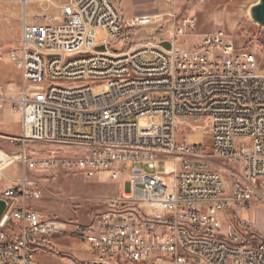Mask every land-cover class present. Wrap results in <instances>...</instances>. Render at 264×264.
<instances>
[{
  "label": "built area",
  "instance_id": "obj_1",
  "mask_svg": "<svg viewBox=\"0 0 264 264\" xmlns=\"http://www.w3.org/2000/svg\"><path fill=\"white\" fill-rule=\"evenodd\" d=\"M52 5L57 17L35 16L31 24L23 14L18 48L9 54L20 74L18 141L57 144L77 156L23 153V180L1 191L0 264H44L37 255L50 252V237L69 232L93 253L82 264H264V239L231 220L251 204L264 206V75L255 56L220 31L182 46L195 34L194 17L125 18L111 0ZM148 27L156 40L140 42ZM101 32L107 38L99 44ZM201 122L210 127V150L177 143ZM51 168L106 175L118 193L100 200L103 210L88 224L46 218L27 206L41 191L26 173Z\"/></svg>",
  "mask_w": 264,
  "mask_h": 264
},
{
  "label": "rangeland",
  "instance_id": "obj_2",
  "mask_svg": "<svg viewBox=\"0 0 264 264\" xmlns=\"http://www.w3.org/2000/svg\"><path fill=\"white\" fill-rule=\"evenodd\" d=\"M52 2L63 3L64 0L27 2L25 7L27 21L29 23L37 21L36 14L56 15L57 9ZM112 2L125 17L157 16L169 12L194 17L195 34L193 37L179 40L182 46H196L202 35L220 31L237 51L254 55L257 72L264 75V28L259 27L250 16V10L258 0H112ZM23 13V6L0 3V98L5 99L0 108V195L1 191L8 187H17V182L23 180L21 161L23 153H26L27 157L77 156L74 149L57 144L18 141L21 137V127L14 100L20 90L17 81L19 74L9 61V54L18 48ZM163 28L164 32H170L167 22ZM157 36L156 30L148 27L138 34V39L144 42L148 39L156 40ZM106 38L105 33L101 32L96 37V41L100 44ZM94 92L98 93L99 89L95 88ZM150 121L157 123V118L154 117ZM196 124L200 128L193 133H179L176 137L177 143L210 150L212 138L208 123ZM236 142L248 143L245 138H236ZM165 167L164 163H159L158 173H162ZM144 170L147 173L154 172L146 167ZM219 171L225 184L228 183L224 171L221 169ZM26 177L34 181L35 188L41 191L40 199L28 201L27 206L46 218H57L63 222L81 223L84 218L92 219L97 214V210H103L100 200L118 193V184L110 182L106 175L87 179L80 174L66 173L61 168H51L27 172ZM219 220L224 222L222 215H219ZM231 220L249 223L264 239V206L251 204L248 209L234 212ZM63 246L65 247L60 249L63 253L73 252L75 255L86 257L87 243H82L81 247H78L69 239ZM54 262L72 264L68 259L62 263ZM144 264H152V262L148 259ZM156 264L169 263L162 260Z\"/></svg>",
  "mask_w": 264,
  "mask_h": 264
},
{
  "label": "crops",
  "instance_id": "obj_3",
  "mask_svg": "<svg viewBox=\"0 0 264 264\" xmlns=\"http://www.w3.org/2000/svg\"><path fill=\"white\" fill-rule=\"evenodd\" d=\"M30 1H35V0H29L28 2H30ZM8 4H12V5H16L17 4V5L22 7V5L18 4V3H8ZM25 7H26V5H25ZM25 7H23V12H24L23 14H25ZM58 15H59V10L58 9H57V14L56 15H40V14H36V16H39V17H42V16L57 17ZM121 15L123 17H125L122 13H121ZM132 17H136V16L125 17V18H132ZM26 20H27V15H26ZM35 22H36V20L32 21L30 23L32 24V23H35ZM18 74H19V71H18ZM17 81H18V84L20 86V74L18 75ZM19 120H20V117H19ZM101 211H102V209L101 210H97L96 212L99 213ZM90 221H91V218H84L80 222L82 224H88ZM69 239L73 240L74 243H76V245L78 247H81L82 243H86L83 238L79 237L76 234L70 233V232L69 233H65V234L54 235V236L50 237L49 243H48V248L47 249L50 252L47 251V253H45V252L38 253L37 258L39 259V261H41L44 264H56L54 261H56L57 263H62L66 259H68L72 264H82V263H84L86 261H89V260H91L93 258V253L90 250L89 246L86 247L87 253H86V257H84V258L81 257V256H78V255H75V253H73V252L72 253H63L60 249L66 246V245L63 246V244H64L65 241H67Z\"/></svg>",
  "mask_w": 264,
  "mask_h": 264
},
{
  "label": "water",
  "instance_id": "obj_4",
  "mask_svg": "<svg viewBox=\"0 0 264 264\" xmlns=\"http://www.w3.org/2000/svg\"><path fill=\"white\" fill-rule=\"evenodd\" d=\"M251 19L259 26L264 28V0H258V2L250 10ZM162 46L169 48L168 43H162ZM97 50H103V47L97 48ZM7 207V202L0 199V217Z\"/></svg>",
  "mask_w": 264,
  "mask_h": 264
},
{
  "label": "bare ground",
  "instance_id": "obj_5",
  "mask_svg": "<svg viewBox=\"0 0 264 264\" xmlns=\"http://www.w3.org/2000/svg\"><path fill=\"white\" fill-rule=\"evenodd\" d=\"M0 199H3V200L6 201V196L2 195V193H1V195H0Z\"/></svg>",
  "mask_w": 264,
  "mask_h": 264
}]
</instances>
